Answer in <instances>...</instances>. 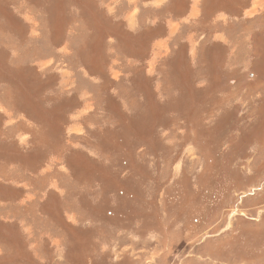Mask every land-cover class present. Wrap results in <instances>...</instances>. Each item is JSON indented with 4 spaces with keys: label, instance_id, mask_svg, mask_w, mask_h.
Masks as SVG:
<instances>
[{
    "label": "rangeland",
    "instance_id": "rangeland-1",
    "mask_svg": "<svg viewBox=\"0 0 264 264\" xmlns=\"http://www.w3.org/2000/svg\"><path fill=\"white\" fill-rule=\"evenodd\" d=\"M0 264H264V0H0Z\"/></svg>",
    "mask_w": 264,
    "mask_h": 264
}]
</instances>
